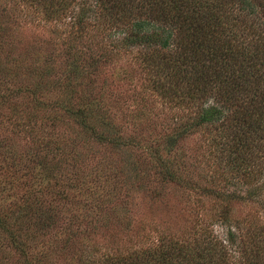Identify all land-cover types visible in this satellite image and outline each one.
Masks as SVG:
<instances>
[{
	"label": "trees",
	"instance_id": "16d2710c",
	"mask_svg": "<svg viewBox=\"0 0 264 264\" xmlns=\"http://www.w3.org/2000/svg\"><path fill=\"white\" fill-rule=\"evenodd\" d=\"M12 1L36 18L46 21L67 19L70 48L88 32H105L110 37L119 36L110 41L112 46L108 52L106 49L107 55L134 50V59L139 66L137 78L144 92L154 94L164 104L182 112L174 119L175 127L166 141V151H171L178 141L189 136L202 135L207 144L210 167L220 171L215 186L199 184L188 175L184 163L168 161L167 153L160 147H149L146 151L155 165L158 182L199 190L205 200L221 203L236 200L260 205L264 211V0ZM3 31L0 23V49ZM88 67L84 70L77 62L70 66L63 95L73 93ZM4 71L0 68L2 75ZM28 76L39 83L24 90L26 97L33 99L29 101L30 107L24 104L29 113H24L20 122L25 127L39 118L41 111L45 118L48 117L46 112L53 114V106L38 101V97L57 88H48L31 73ZM8 79L9 75L4 83L9 82ZM5 89L14 92L16 97L21 94L18 86L10 88L6 85ZM67 111L84 128L83 132L90 133L87 135L97 142L115 148L121 144V138L113 137V131L106 130L108 123H101L103 131L89 125L86 109L68 105ZM74 141L77 142L75 138ZM37 148L45 154L32 151L28 156L26 154V161L19 160L18 167H11V170L18 173L35 165L39 166L37 173L45 180H55L51 169L43 165L48 159L59 163L52 142L42 137L37 141ZM72 170L80 174L72 171L68 178L63 176L61 189L56 191L59 200L66 199L67 206L70 201L71 207L84 204L101 208L99 204L114 191L129 196L148 190L147 177L142 179L144 171L139 173L142 183H131V187L124 188L125 183L119 186L117 180L113 182L111 177L94 169L91 178L93 198H84L82 187L85 185L81 186V183H85V177L77 168ZM45 184L49 185L47 181ZM74 185L80 188H73L71 195L68 188ZM220 186H232L238 194L224 195ZM43 190L38 189L33 180L29 184L25 182L21 206L13 210L0 206V241L5 243L0 248V264H8L10 260V253L6 254L7 246L17 255L16 264H43V256L30 254L26 247L32 239L29 238L32 226L40 230L35 237L38 239L42 231L56 224L55 214L60 211L59 203L57 208L52 203L48 208L44 207L47 190L45 193ZM82 198L85 199L83 203ZM117 212L111 213L118 223L123 215ZM230 219L224 204L219 216L209 217V223L200 216L189 228L156 230L153 237L136 240L128 247L101 255L94 249L84 250L78 260L81 264H264V228L261 224L239 228ZM120 221L124 228H129L130 222L124 218ZM11 222L15 228H9ZM217 223L223 228L222 237L215 232ZM24 225L26 229H22ZM60 241L66 247L68 240Z\"/></svg>",
	"mask_w": 264,
	"mask_h": 264
},
{
	"label": "rangeland",
	"instance_id": "374dc122",
	"mask_svg": "<svg viewBox=\"0 0 264 264\" xmlns=\"http://www.w3.org/2000/svg\"><path fill=\"white\" fill-rule=\"evenodd\" d=\"M16 4L12 0H0V23L4 27L0 68L5 70L4 75L0 73V206L1 209L12 210L21 206L22 187L25 182L29 184L33 180L38 189L44 188L43 193L47 190L44 207L48 208L52 203L57 208L59 203L60 210L55 214L56 224L42 231L38 239L35 237L40 230L32 226L29 235L32 239L26 245L30 254L43 256V264H81L78 259L84 250L89 252L94 249L97 255L114 252L136 240L153 237L156 230L189 228L200 216L209 223V217L213 214L219 216L224 204L228 207L233 225L250 228V225L261 224L264 228V211L260 205L236 200L223 203L205 200L199 190L157 181L155 165L146 151L149 147H160L167 153L168 161L184 163L188 167V175L199 184L215 186L220 171L210 167L207 144L202 135L189 136L178 141L171 151H166V141L175 127L174 119L182 112L164 104L154 94L144 92L137 78L139 66L134 59V50L129 53L121 51L112 56L106 54L110 41L119 38L118 35L110 37L105 32H88L70 48L67 19L46 21L27 14ZM108 58L109 61L106 60ZM74 62L83 66L84 70L87 66L90 68L76 83L73 93L65 96L62 90L66 89V78ZM28 73L48 88H57L43 94L39 92L38 97V101L40 99L53 106V114L46 112L48 117L45 118L41 111L40 117L25 127L21 125L20 118L29 113L24 104L30 107L32 103L29 101L33 99L26 97L27 91L24 90H30L31 86L39 83L32 80ZM8 75L9 82L4 83ZM6 85L10 88L18 86L21 94L16 97L14 92L5 89ZM68 105L74 109H86L89 125L99 131H103L100 127L102 122L108 123L106 130H112L113 137L121 138L119 147L99 143L93 136L87 135L90 133L83 132L84 128L69 115ZM41 136L52 142L58 154L59 163L55 164L53 159L43 163L51 169L55 180H45L37 173L39 166L35 165L18 173L11 170V167H18L19 160L26 161L32 151L45 154L37 148ZM184 157L186 159L182 161ZM72 168L82 171L81 175L85 177V183H81V186L85 185L82 187L84 198H93L91 187L94 182L91 178L95 174L94 169L111 177L113 182L117 180L119 186L125 183L124 188L131 187V183H142L139 173L144 171L142 179L147 177L148 190L147 193L141 190L129 196L114 191L99 204L101 208L84 204L71 207L70 201L67 206L66 199L59 200L56 191L61 189L63 176L68 178L72 171L78 173ZM73 188L80 187L74 185L68 188L71 195ZM220 188L224 195L238 194L232 186ZM84 198L80 200L82 203ZM112 211L123 215L118 223ZM121 218L130 222L129 228L121 225ZM25 226L22 229H26ZM220 226L217 223L215 232L222 237L223 228ZM9 228H15L12 222ZM26 233L30 234L29 230ZM61 239L68 240L66 247H63ZM4 244L0 241V248ZM9 249L10 246H7L6 254L10 253L7 263L16 264L17 255Z\"/></svg>",
	"mask_w": 264,
	"mask_h": 264
}]
</instances>
